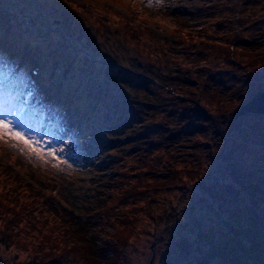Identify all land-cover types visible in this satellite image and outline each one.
<instances>
[{
	"label": "trees",
	"instance_id": "1",
	"mask_svg": "<svg viewBox=\"0 0 264 264\" xmlns=\"http://www.w3.org/2000/svg\"><path fill=\"white\" fill-rule=\"evenodd\" d=\"M14 2L19 8L30 1ZM41 3L57 11L48 0ZM140 20L136 9L117 29L133 46L130 60L118 50L104 64L97 60L102 75L119 85L112 99L67 103L86 114L76 121L82 131L71 127L75 138L97 131L89 150L79 147L90 157V178L76 186L67 172H28L24 161L32 159L0 145V248L14 251L11 261L0 255V264H138L133 258L144 243L146 264L153 254L152 264H264V114L233 117L263 85L264 43L243 38L249 45L238 50L237 37L212 43L220 55L200 53L193 80L155 62L143 77L134 64L145 65V44H152L147 55L158 47L167 63L177 53L147 24L138 30ZM179 36L176 45L195 44L189 32ZM20 37L22 47L31 33ZM51 41L32 36L43 49L60 45L62 37ZM91 213L111 217L113 242L101 241V224L87 234Z\"/></svg>",
	"mask_w": 264,
	"mask_h": 264
},
{
	"label": "rangeland",
	"instance_id": "2",
	"mask_svg": "<svg viewBox=\"0 0 264 264\" xmlns=\"http://www.w3.org/2000/svg\"><path fill=\"white\" fill-rule=\"evenodd\" d=\"M70 1L72 3H69L66 8L60 6L59 2L53 1L52 3L56 7H59L54 16L58 18L62 15L67 18V20L71 19L75 12V8H72L71 4H75L82 21L79 20L78 15H75L73 20L74 28L62 29L61 31L66 36L62 44L48 49V53H45L43 51L38 52L37 50H33L34 48H30L27 43H25L22 48H19L14 43V40H9L10 34H12L14 38H18L21 31H23L22 35L24 38L28 39L29 31L31 30L30 26L32 25L29 23V27H27L25 26V22H20L19 14H9L6 12L5 8L8 5L16 6L14 0H0V32L2 33L0 34V76L5 78V90L0 92V99L3 97L7 99V102L1 106L8 105L17 109L25 89L32 87L37 90L38 95L33 99L31 109L26 114L24 122L27 125L29 134L40 140L45 151L50 148L56 149L59 159L57 160L45 156L43 160H38L30 153L21 151L22 155L33 160L32 162L29 160L28 163L24 161L26 164L25 169L28 172L31 168L42 169L43 172L45 171L48 173V177L55 176L56 172L60 174L67 172V175H64V177L69 184H75L76 186L79 185L84 177L87 179L91 177V174L89 175L90 167L87 165V161L90 157H88L86 153L80 151L79 147L84 148L85 151L89 150L96 141L87 143L85 141L86 136H83L81 141H77L75 135L69 133L71 126L74 124L77 126L78 130H81L83 127L81 122L76 121H81L86 114L81 112L80 120H77L76 116L80 113V109L70 108L62 100L67 94V92H65L66 83L73 79V77L69 79V76L74 70L71 69L67 72L61 71L60 64L58 61H55L56 55L60 54L62 50H68L67 46H63V43L69 44L70 38L73 39V42L77 41V44H74L75 46L80 43L82 49L86 50V53L83 55L85 62H88L86 57L89 56L88 51L94 53L98 52L97 55L103 60L106 59L104 56L115 52L118 43L120 45L119 51L122 54L125 52L133 56V46L130 44L129 47L126 45L128 43L125 41L122 42L120 35V38H118V33H111L110 36L107 34L100 36V32L106 31L105 29H109L108 27L114 30L122 27L123 23L121 20L124 22L129 20L131 16H134V10L139 9L141 14H143V20L135 23L137 29L141 30L143 23L147 24L148 29L152 30L156 36L168 40V47L177 54L171 58L170 63H167V59L162 61L159 54L161 52L158 47L153 49L154 54L147 55L148 49L152 47V44H145L144 54L142 56L146 57V63L141 70L137 66L139 61L134 64L136 69L135 75L139 74L141 76L142 74L144 77L148 76L149 73H153V70L151 71L150 62H155L160 63L162 66H167L168 69H170V75L173 74L172 70L174 69H178L181 72L187 71L190 75L189 79L191 80L194 79L195 68L201 66V60L198 59L200 53L208 51L206 53L207 57H210L212 54L220 55L212 51V43H231L232 38L234 40V38L237 37L238 40H236L234 44L236 45V50L243 48V44L249 45L243 38L257 37L259 45H263L261 42L264 43V0H163V6L160 8H150L144 4L134 7L131 0H122V2L121 0ZM33 3L39 2L34 0ZM41 6L48 12L42 3ZM81 6L84 8H81ZM38 10L40 11L41 9L39 8ZM24 13L22 17L26 18L24 21L27 22L31 21L28 13L33 16H38V20L36 21H42L39 30L44 36H48L50 33L51 29L48 27L50 24L58 23V20L53 19L51 21L52 23L44 24L45 22H50L51 18L45 16L44 19L47 21H44L41 16L34 14L32 3ZM98 22H100L99 25L104 27L103 30L97 26ZM110 22H112L111 26L108 25ZM80 23H82V26H80V30H77L76 26ZM88 23H92L97 30L90 25L88 26ZM27 29L29 31H27ZM183 31L189 32L193 37H196L195 39L198 43L195 41V44L190 46L189 43L183 41V44L176 45L177 40L175 37L180 38L179 33ZM61 32L54 34L52 38L62 36ZM19 39H22V37ZM146 41H150L148 35H146ZM75 48L79 49L80 46ZM72 53H74V51ZM63 59H65V52L61 56H58L60 62L63 61ZM92 60L93 59H91V61ZM101 60L100 64H104ZM50 61L51 66L49 65V72L51 75L47 80L48 85H46L42 73L45 71V67ZM221 62L225 67L224 61L221 60ZM34 65H39L41 67L38 76H34L31 73V67ZM163 71L162 69V72ZM74 75L79 77L81 86L88 87V95L95 92L93 94H95L97 105L103 104L104 99H112L114 87H119V85H114L113 81H108L102 75L101 68H97V74L91 76L90 68L88 65H84L80 71L74 73ZM105 91H107V95H104L103 98L101 94ZM38 102H42V104L39 106V104H37ZM69 118H72V120L70 124L67 125L65 122ZM32 120H34L37 125H33L31 122ZM47 123H55L54 131L57 135L51 136L49 142L46 143L45 138L42 139L40 137L39 131H41L43 126ZM88 129L91 130L90 126H87V130ZM77 133H79V131L75 134ZM65 160L67 164L63 163ZM32 186L40 188L37 184H33ZM89 217L92 223L86 224L85 226L87 234H96L97 224H101L102 228L99 233L102 238L101 241L113 242V238L110 234L113 230L111 217L104 219L94 213H91ZM99 241L100 240H96V242ZM148 248L149 245L144 243L143 247H141L142 251L135 253L133 259L136 260L138 264H146L144 263V259ZM109 253H111V251H109ZM13 254L14 251H12V249L7 250L2 247L0 248V255L6 261H11ZM24 256V253L20 254L21 258Z\"/></svg>",
	"mask_w": 264,
	"mask_h": 264
},
{
	"label": "snow or ice",
	"instance_id": "3",
	"mask_svg": "<svg viewBox=\"0 0 264 264\" xmlns=\"http://www.w3.org/2000/svg\"><path fill=\"white\" fill-rule=\"evenodd\" d=\"M64 3L69 4L70 0H64ZM131 3L134 7L140 4L150 8L163 6V0H131ZM71 7L76 8V5L71 4ZM0 145L26 151L38 160H43L45 156L59 159L56 149L50 148L45 151L40 140L29 134L27 125L17 110L8 105L0 106ZM63 163L67 164V161Z\"/></svg>",
	"mask_w": 264,
	"mask_h": 264
},
{
	"label": "water",
	"instance_id": "4",
	"mask_svg": "<svg viewBox=\"0 0 264 264\" xmlns=\"http://www.w3.org/2000/svg\"><path fill=\"white\" fill-rule=\"evenodd\" d=\"M248 113L264 114V84L259 88L246 102L242 103L233 112L234 118H239ZM154 254L152 255L149 264H152Z\"/></svg>",
	"mask_w": 264,
	"mask_h": 264
}]
</instances>
